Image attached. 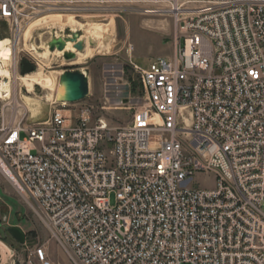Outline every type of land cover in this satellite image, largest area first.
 Wrapping results in <instances>:
<instances>
[{"label":"built area","instance_id":"obj_1","mask_svg":"<svg viewBox=\"0 0 264 264\" xmlns=\"http://www.w3.org/2000/svg\"><path fill=\"white\" fill-rule=\"evenodd\" d=\"M123 6H165L180 30L141 70L155 124L67 103L27 120L21 62L0 59V173L72 264H264V0H0V24L13 42L41 12Z\"/></svg>","mask_w":264,"mask_h":264},{"label":"rangeland","instance_id":"obj_2","mask_svg":"<svg viewBox=\"0 0 264 264\" xmlns=\"http://www.w3.org/2000/svg\"><path fill=\"white\" fill-rule=\"evenodd\" d=\"M72 22L85 29L102 26L106 34L111 30V38L105 45L107 48L99 50V43L88 47L83 41L78 55L69 60L65 59L62 51H50L52 41L72 38L73 33H77L79 38L83 36L84 32L77 26L73 27ZM0 25L1 46L12 38L6 25L3 22ZM30 27L29 38L24 42V31ZM179 36L174 15L165 6L38 13L22 23L19 35L13 40L16 60L29 62L34 68L27 75H21L18 68L13 81V86L19 91L18 115H25L27 120L48 117L53 107L58 106L53 103H59L57 95L61 75L78 72L87 78L88 94L83 101L66 107L67 111L73 113L88 108L92 121L102 118L111 129L136 123L151 126L155 124L154 113L144 100L141 70L152 59H171ZM25 76H30L27 82L32 84V90L21 79ZM42 81H51L52 88L43 89L38 85ZM26 97L30 100L27 101ZM46 97L50 99L48 102ZM196 181L204 188L214 186L212 178L198 175ZM110 200L113 205V195ZM10 227H19L25 233L24 245L18 244L7 233ZM39 248L45 250L53 264H72L51 237L34 205L26 202L0 173V264H27L29 261L39 264L34 256V251Z\"/></svg>","mask_w":264,"mask_h":264},{"label":"water","instance_id":"obj_3","mask_svg":"<svg viewBox=\"0 0 264 264\" xmlns=\"http://www.w3.org/2000/svg\"><path fill=\"white\" fill-rule=\"evenodd\" d=\"M79 39L77 33L72 34V38L65 40L52 41L49 44L50 51H63L66 42H76ZM71 56H66L65 59H71ZM33 66L26 61L21 62V75H27L33 72ZM62 90L59 95V103L76 104L85 99L88 94L87 78L78 72H65L60 77ZM7 233L20 245H24L26 241L25 233L19 227H10Z\"/></svg>","mask_w":264,"mask_h":264},{"label":"bare ground","instance_id":"obj_4","mask_svg":"<svg viewBox=\"0 0 264 264\" xmlns=\"http://www.w3.org/2000/svg\"><path fill=\"white\" fill-rule=\"evenodd\" d=\"M71 25L73 27L74 26H77L75 22H72ZM77 28L79 30L83 31L84 34L76 42H69L68 41L67 43H65V48L62 51V54L64 56H71V57H73L74 55H76L77 53H79V51H80L79 50V45L83 41H85V43L88 45V47L91 44L99 43V47L98 48H99V50H102L105 47L107 41L110 40V38H111V30H110L109 33L106 34L104 32V29H103L102 26H95L94 28H91V29H85L83 26L80 25V26H77ZM31 29H32V27H30L28 30L24 31V42L27 41V39L29 38ZM13 43L14 42H12V41H9V42L7 41V42H3L1 44V46H0V59H2L4 61H7V60H11V59H13L15 57ZM105 48H107V46ZM28 77H30V76L21 77V79L24 81L25 85H28L29 89L32 90V88H33L32 84L27 82L28 81L27 80ZM43 79H45V78H43ZM29 80H30V78H29ZM38 85H40L43 89H51L52 88L51 81H42V82H39ZM61 90H62V85L60 86V90L58 92L57 97H59V95L61 93ZM27 97L25 99L27 101H29L30 99L27 98ZM49 100H50L49 97H46V102H48ZM26 107H27V105H26ZM31 110L34 111L35 109L31 108ZM2 248H3V246H1V249Z\"/></svg>","mask_w":264,"mask_h":264}]
</instances>
